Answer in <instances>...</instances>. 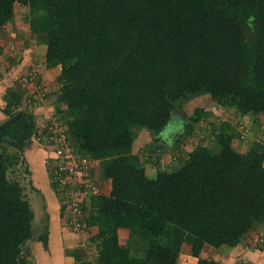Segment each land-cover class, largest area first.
Returning <instances> with one entry per match:
<instances>
[{
	"label": "trees",
	"instance_id": "obj_1",
	"mask_svg": "<svg viewBox=\"0 0 264 264\" xmlns=\"http://www.w3.org/2000/svg\"><path fill=\"white\" fill-rule=\"evenodd\" d=\"M16 4L28 8L30 31L47 38L46 67L60 66L57 101L75 150L101 162L111 181L109 195L89 203L94 264H176L184 243L195 264H223L201 258L203 245L234 248L264 225V144L236 151L243 130L222 122L214 149L196 145L178 168L168 163L154 178L132 146L136 130L159 135L173 108L201 96L239 116L264 114V0H0V30ZM12 100L17 109L20 96ZM209 115L195 107L185 134ZM34 129L20 112L0 141L20 148ZM7 147H0V264H20L33 211L21 181L8 176L21 159ZM120 228L130 233L128 247Z\"/></svg>",
	"mask_w": 264,
	"mask_h": 264
},
{
	"label": "crops",
	"instance_id": "obj_2",
	"mask_svg": "<svg viewBox=\"0 0 264 264\" xmlns=\"http://www.w3.org/2000/svg\"><path fill=\"white\" fill-rule=\"evenodd\" d=\"M25 31H28V29ZM32 35V39H35L34 37L38 34L36 35L32 33ZM12 36L15 35L12 34ZM37 45L38 46L35 45L36 47H31L33 50H27V53L29 55L27 57L24 56L25 54L22 53V51H18L17 57H15V55H17V52L13 53V64L11 66H7L9 70L1 72L0 69V125L6 122L8 119L12 118L13 116L11 115L13 113H16L15 115H17L20 114V112H25L29 115L30 119L32 120L35 126V129L33 130L34 133L32 132L27 137L25 143L20 148H14V146L9 145V142L6 138L2 140V143L8 146L7 150L9 152H16L21 159L19 166L16 167L19 170H15V172H17L18 175L17 179L20 180L24 186V194L26 195V198L33 211L31 237L26 240L21 246L20 264H94V261H89L88 259L86 260L85 256L83 259L82 253L83 249L86 248L85 245H90L97 248L96 244L90 239L97 234V227L89 226L88 230L85 232L81 231L79 233H74L67 226L65 222L66 220L60 210L59 197L48 181V175L46 172L47 152L43 148H41L36 142L35 131L38 130L36 127L38 125H41L42 123L45 124L47 122L48 115L53 111L61 110V112H65L64 105L57 101V96L59 92L57 77L60 74V66H55L51 68L46 67V46L44 44H42L41 46L40 44ZM12 51H14V49H12ZM36 67L39 71L38 76L41 77V79H43V81L45 82L43 84H48L47 92L44 93L48 94L45 95V103L43 106H41V108H38L37 105L31 104V98L33 94H28V91L30 90H27L26 92V89H29L31 86L30 77L29 75H27V73L31 71L32 68L36 69ZM13 95L20 96L21 104L17 106V109H15L14 107V103L12 100ZM186 107H188V105ZM191 112L186 113L190 115ZM178 113L180 114L183 120L181 123V127L180 129L174 131L169 136V138H166V140H159V143L162 145V149L160 148V146V150L157 149L160 152V155L165 151L166 148L170 149L171 151L174 150V148H178L181 145V142H186L188 140V136H192V134L194 135L195 133L193 131L195 130L194 127L197 124L192 126L191 133L185 134V128L190 125L187 124L188 120L186 117L189 115H187L186 113L185 115H183V111L182 113ZM259 117L260 116L255 117V122L258 121ZM261 127L262 129H264L263 126ZM151 136L155 137V135L152 134ZM177 136H180V138L177 139ZM139 137L140 134L137 133V138L135 139L132 146V154L140 156L146 175L150 178H154L156 174L159 171L164 170V168L159 165L158 161L155 164L149 166L145 165L147 162L144 164L142 156L147 153L148 146L145 144V146L139 145L137 147L136 142H138ZM167 139H169L170 141L168 142ZM236 140L237 139L234 140L235 143H233V147H243V142H236ZM159 152H157L158 155L155 159H159ZM241 152H243V150ZM183 162L184 160L182 161V163ZM93 163H97V165H99L100 163L101 165V162H92L91 172L95 176V180L97 179V184L100 189V195L107 196L111 191V181L103 177L102 166L94 167ZM88 214L89 207L85 212L84 222L86 224ZM87 232H89L88 235ZM126 233L129 234L127 229H118L119 243L124 247H128V245L121 241V236H124V234ZM44 243H46V246H44ZM184 244L182 245V247L184 246ZM221 247L214 248L210 245L205 244L202 247L200 257L203 259H212L215 261H220L223 264H228L227 259L225 260L224 257L221 256L218 259L211 257L210 255L215 254L217 252L216 250H219ZM243 247L247 248L244 241H242L238 246L234 248H227L235 250L241 249ZM247 250L249 249H245L246 253L248 252ZM95 257L97 258V255ZM182 257L183 254L180 252L177 259L179 261V264L183 260ZM188 257H190L188 260H183L185 261L184 264L196 263V258H194L192 255Z\"/></svg>",
	"mask_w": 264,
	"mask_h": 264
},
{
	"label": "rangeland",
	"instance_id": "obj_3",
	"mask_svg": "<svg viewBox=\"0 0 264 264\" xmlns=\"http://www.w3.org/2000/svg\"><path fill=\"white\" fill-rule=\"evenodd\" d=\"M28 8L26 6L16 4L15 9H14V16L10 22H8L6 25H4L1 30H0V69L1 72L9 70L7 66H11L13 64V53L17 52L15 57L18 56V51H22L24 53V56H29L27 53V50H33L31 47L38 46L37 44H44L47 48V38L45 35L42 34H36L35 39H32L33 35L32 32L29 29L28 25ZM28 31H25L27 30ZM14 34L15 36H12ZM33 41H32V40ZM31 42V43H30ZM36 45V46H35ZM45 48V47H44ZM14 49V51H12ZM41 51V50H40ZM10 61V62H9ZM12 61V63H11ZM15 64V63H14ZM5 69V70H4ZM35 73L38 79H33L30 80V88L26 89L30 90L28 91L29 95L32 93L34 94L35 91V86H39L40 88H36L37 90H40L42 93H37L39 95H42V99L40 102V105L38 108H41V106L44 105L45 99L47 94H44L47 92V85L48 84H43L45 83L41 77L38 76V69L32 68L31 72H28L27 75L30 73ZM59 85V84H58ZM60 88V85H59ZM45 90V91H44ZM40 98V96H37L36 99ZM184 109L183 113L185 114L186 112H191V110L195 107H204L206 111L209 112V117L207 119H203L200 121L195 127H194V135L188 136V140L186 142H181V145L178 148H174V150H170L168 148L165 149L163 153H161L157 150L160 148L162 149V145L159 143V140L166 138H169V136L176 130L180 129L181 123H182V117L178 113L179 110L176 108L172 109V112L169 114V118L167 121L166 126L162 130L160 135H155V137L151 136V134L145 130H136L137 133L140 134V137L138 138V142H136L137 147L140 146H145V144L148 146L147 147V153L142 156V159L144 161V164L149 166L155 164L157 161L159 165H161L163 168H165L166 164L171 163V167H173V170L176 169L179 165L182 164V161L186 159V154L187 152H190L196 145H201L205 146L208 148L214 149V147L217 144V134L220 132V127L222 125V122H229L232 124H238L240 131H242V136H243V147H238L236 146L234 149L236 151H246L250 145L254 142L258 143H263L264 144V129H262L261 126L264 127V114L260 115L258 121L255 122V117L252 116H239V114L235 111L232 112V110L228 111L225 110L224 108L212 104L209 99H207L206 96H201L194 98L190 102L184 104ZM188 105V107H186ZM190 105V107H189ZM177 111V112H175ZM182 113V111H179ZM59 114L64 115L65 112H61V110L58 111ZM186 113L187 115H189ZM183 114V115H184ZM233 115H237V117H233ZM49 116V115H48ZM260 121V122H259ZM187 124L192 125L190 122L187 121ZM184 125V124H183ZM43 123L41 125H38L36 128H42ZM175 129V130H174ZM143 131V132H142ZM168 142L170 141L167 139ZM236 142H239L236 140ZM235 143V142H233ZM149 144V145H148ZM4 144L0 141V147H2ZM168 145V144H167ZM166 147V146H165ZM243 148V149H242ZM75 150V146H74ZM160 150V149H159ZM76 151V150H75ZM157 152H159V159H155L157 157ZM174 152H179L180 157L178 155V158L174 160L172 157L175 156ZM177 164V165H176ZM94 167L100 166L94 164ZM92 166V164H90ZM17 171L19 170L18 168L16 169ZM9 174V173H8ZM9 178L11 179H16L18 177L17 172L10 173ZM95 176L92 173V178ZM95 180V178L93 179ZM96 183L97 179L95 180ZM88 209V208H87ZM86 211V210H85ZM129 232V231H128ZM264 232V225L259 227L257 230L253 231L249 235H247L244 240L245 245L247 248H241V249H229L227 247H221L219 250L217 249L215 254H210L211 257L214 258H220L221 256L227 259L228 264H264V239L263 241H260V233ZM129 238H130V233L129 234H124V236H121V241L123 243H126V245L129 246ZM85 249H83V259L84 256L86 260L88 259L89 261H96V254L97 253V248L94 246L90 245H85ZM137 248V247H135ZM143 248V247H142ZM141 249V248H140ZM245 249L248 252H245ZM85 252V253H84ZM132 252V251H131ZM180 252L183 254L182 259L183 260H188L191 255V247L189 244H184V246L181 248ZM132 254H134L132 252ZM139 255H142L138 253ZM137 255V254H136ZM185 258V259H184ZM21 259V255H20ZM85 260V261H86ZM181 261L180 264H184L185 261ZM178 261V260H177ZM176 264H179V261ZM187 263V261H186ZM188 264V263H187Z\"/></svg>",
	"mask_w": 264,
	"mask_h": 264
},
{
	"label": "built area",
	"instance_id": "obj_4",
	"mask_svg": "<svg viewBox=\"0 0 264 264\" xmlns=\"http://www.w3.org/2000/svg\"><path fill=\"white\" fill-rule=\"evenodd\" d=\"M30 80L38 79L35 73L29 74ZM35 86L31 104L40 105L42 93ZM37 96L40 98L36 99ZM29 102V101H28ZM30 103V102H29ZM36 130V142L47 152L46 172L48 181L60 200L61 213L71 231H87L85 210L91 198L100 195L98 184L92 178L90 164L74 150V143L69 138L64 115L53 111L47 122ZM177 154L172 158L175 160ZM89 164V165H88ZM264 239V232L259 235Z\"/></svg>",
	"mask_w": 264,
	"mask_h": 264
},
{
	"label": "water",
	"instance_id": "obj_5",
	"mask_svg": "<svg viewBox=\"0 0 264 264\" xmlns=\"http://www.w3.org/2000/svg\"><path fill=\"white\" fill-rule=\"evenodd\" d=\"M20 116V114H17L13 116L12 118L8 119L6 122L0 125V130L5 129L7 126H9L11 123L15 122L16 119Z\"/></svg>",
	"mask_w": 264,
	"mask_h": 264
}]
</instances>
